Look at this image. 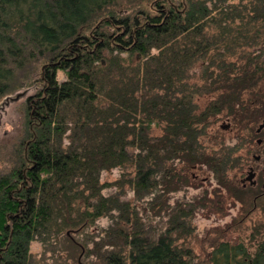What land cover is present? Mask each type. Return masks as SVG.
<instances>
[{
  "label": "trees",
  "instance_id": "trees-1",
  "mask_svg": "<svg viewBox=\"0 0 264 264\" xmlns=\"http://www.w3.org/2000/svg\"><path fill=\"white\" fill-rule=\"evenodd\" d=\"M124 1L132 0H0V98L35 88L0 172V264H40L33 244L52 253L78 246V264H197L183 242L206 196L168 202L193 186L189 170L206 167L243 203L259 197V187L227 175L240 165L236 145L206 152L199 138L223 108L264 118V0ZM240 46L256 48L226 61ZM197 60L222 92L203 110L187 82ZM253 89L254 106L243 104ZM128 167L131 175L100 181ZM125 185L136 200L148 197L144 213L167 217L163 229L121 199ZM254 246L220 242L210 263L264 264V239Z\"/></svg>",
  "mask_w": 264,
  "mask_h": 264
},
{
  "label": "rangeland",
  "instance_id": "rangeland-1",
  "mask_svg": "<svg viewBox=\"0 0 264 264\" xmlns=\"http://www.w3.org/2000/svg\"><path fill=\"white\" fill-rule=\"evenodd\" d=\"M124 2L123 5H131L133 0ZM262 36H264V33H262ZM254 48L256 46L237 47L236 54L228 55L225 59L226 61L241 63L243 60H238V56ZM211 69L216 71L214 66ZM188 76L187 82L198 88V94L195 96L198 110H203L209 103L220 99L222 92L212 84L214 74L203 73L201 60H197L191 66ZM256 90L243 91L240 96L242 103L254 106L252 104L254 98L252 92ZM34 91V87H23L0 98V172L10 167L14 146L19 143L24 132L25 99ZM247 114L248 111H243L232 115L228 114L227 109L223 108L219 113L209 118L206 133L199 138L206 152L219 151L235 145L238 147L233 156L239 158L240 165L238 164L227 173L229 179L234 180L238 185H241L240 180L247 176L249 166H253L259 172L264 167V142L261 145L257 144V139L263 137L264 132L259 137L254 136L262 118L255 119ZM161 133V127H153L151 131L154 136ZM255 157H259V159L256 160ZM181 166L182 163L180 162L176 165L177 168ZM123 171L130 175L133 173L130 167L123 170L114 168L103 171L100 181H116L120 179ZM189 173L193 180V182L191 181L193 186H187L180 191L171 193L168 202L173 204L176 200L185 202L206 196L204 206L199 208L192 218L193 232L183 242L192 249L197 264H211L210 255L214 247L220 242L229 244L244 243L247 246L251 244L256 246L258 241L264 239V193L259 195L257 200L253 198V195L246 197L243 203L230 196L224 188H218L212 173L206 167H194L189 170ZM248 185L247 183L246 187ZM258 187L261 192L264 191L261 188V183H258L256 188ZM116 191L117 188L114 187L106 188L103 192L106 195L113 194ZM147 198L144 197L140 201L147 200ZM121 199L135 203L141 215L145 217L143 219H145L148 226L157 231L163 229L167 217L164 214L154 217L150 213H144L141 206L142 202L135 199L134 193L128 185L124 186ZM109 223L110 220L107 217L98 220L101 227H107ZM93 232L91 231V233ZM96 232L94 234H97ZM71 237H77V235L73 233ZM58 245L64 247L68 243L61 237ZM255 246L251 247L252 251ZM32 252L35 260L40 264H78L77 262L82 257L83 250L77 246L56 253L43 252L38 244H33Z\"/></svg>",
  "mask_w": 264,
  "mask_h": 264
},
{
  "label": "flooded vegetation",
  "instance_id": "flooded-vegetation-1",
  "mask_svg": "<svg viewBox=\"0 0 264 264\" xmlns=\"http://www.w3.org/2000/svg\"><path fill=\"white\" fill-rule=\"evenodd\" d=\"M264 130L262 129L261 131L257 132V129H256V133H263ZM259 141V142H258ZM264 142V134H263V137H259L257 139V144L261 145L262 143ZM255 159H259V157H255ZM252 169L253 173H254V177H253V180L255 181V184L254 185H250V183L248 181L244 179L240 180L241 182V185L243 187H246L247 183L250 185V186H257L258 183H261V188L264 189V167L262 169H260V172L258 170H255L253 168V166H249V169ZM249 171V170H248ZM247 175H248V172H247ZM260 175V176H259ZM258 177V178H257ZM259 177H261V179H259ZM263 192H261L259 195H261Z\"/></svg>",
  "mask_w": 264,
  "mask_h": 264
},
{
  "label": "water",
  "instance_id": "water-1",
  "mask_svg": "<svg viewBox=\"0 0 264 264\" xmlns=\"http://www.w3.org/2000/svg\"><path fill=\"white\" fill-rule=\"evenodd\" d=\"M262 129L264 130V118L261 120V123H259L257 127V132L261 131ZM253 177H254V173L252 169L250 168L248 171V175L245 177V180L248 181L250 185H254L255 181L253 180Z\"/></svg>",
  "mask_w": 264,
  "mask_h": 264
}]
</instances>
